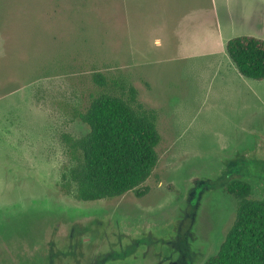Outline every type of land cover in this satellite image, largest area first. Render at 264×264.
Segmentation results:
<instances>
[{
  "label": "rangeland",
  "instance_id": "rangeland-1",
  "mask_svg": "<svg viewBox=\"0 0 264 264\" xmlns=\"http://www.w3.org/2000/svg\"><path fill=\"white\" fill-rule=\"evenodd\" d=\"M241 35L264 40V0H0V264L216 255L239 201L205 184L236 167L264 199V81L242 77L226 53ZM95 72L157 112L143 197L82 202L58 187L62 135L87 132L77 113Z\"/></svg>",
  "mask_w": 264,
  "mask_h": 264
},
{
  "label": "trees",
  "instance_id": "trees-1",
  "mask_svg": "<svg viewBox=\"0 0 264 264\" xmlns=\"http://www.w3.org/2000/svg\"><path fill=\"white\" fill-rule=\"evenodd\" d=\"M226 53L242 77L264 81L263 39L233 37L226 43ZM92 80L96 89L77 113L87 132L62 135L68 164L58 187L82 202L113 199L129 192L143 197L148 190L142 185L159 160L157 112L140 104L136 89L122 79L95 72ZM233 169L230 174L234 177L226 174L205 184L206 188L223 187L239 201L234 223L218 253L205 264H264V199L252 198V186L237 177L236 167Z\"/></svg>",
  "mask_w": 264,
  "mask_h": 264
},
{
  "label": "crops",
  "instance_id": "crops-1",
  "mask_svg": "<svg viewBox=\"0 0 264 264\" xmlns=\"http://www.w3.org/2000/svg\"><path fill=\"white\" fill-rule=\"evenodd\" d=\"M241 36H249V35H241ZM237 37V36H236ZM254 37V36H253ZM258 38V37H257Z\"/></svg>",
  "mask_w": 264,
  "mask_h": 264
}]
</instances>
